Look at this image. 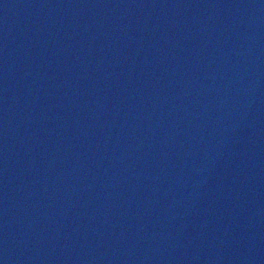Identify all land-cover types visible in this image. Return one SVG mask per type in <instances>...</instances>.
<instances>
[{"label": "water", "instance_id": "95a60500", "mask_svg": "<svg viewBox=\"0 0 264 264\" xmlns=\"http://www.w3.org/2000/svg\"><path fill=\"white\" fill-rule=\"evenodd\" d=\"M0 264H264V0H0Z\"/></svg>", "mask_w": 264, "mask_h": 264}]
</instances>
